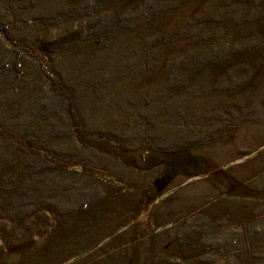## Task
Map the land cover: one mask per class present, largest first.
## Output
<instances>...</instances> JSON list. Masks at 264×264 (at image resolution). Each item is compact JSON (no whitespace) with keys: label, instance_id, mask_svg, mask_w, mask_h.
<instances>
[{"label":"rangeland","instance_id":"rangeland-1","mask_svg":"<svg viewBox=\"0 0 264 264\" xmlns=\"http://www.w3.org/2000/svg\"><path fill=\"white\" fill-rule=\"evenodd\" d=\"M0 99V168L17 174L20 140L54 168L0 218V264H227L264 225V0H0ZM101 132L144 147L106 153ZM262 233L236 264H264Z\"/></svg>","mask_w":264,"mask_h":264},{"label":"trees","instance_id":"trees-1","mask_svg":"<svg viewBox=\"0 0 264 264\" xmlns=\"http://www.w3.org/2000/svg\"><path fill=\"white\" fill-rule=\"evenodd\" d=\"M160 4L162 5L161 7H163V9H166L169 7L168 3L161 2ZM134 23L133 24L129 23L127 25H121V27L130 29V30H135L136 27L140 26V23L138 21H136L135 25H138V26H135ZM85 33L87 35H90L89 31H85ZM74 35H76V36H73V37L75 39H78L77 34H74ZM72 41H73V39H72ZM86 45H89V44H86ZM135 51H137V49H135ZM134 56L135 55L132 54V58ZM136 60H139V59H136ZM139 61H143L144 63H147L146 64V66L148 67L147 70L150 71L152 69L153 60L151 62H148L147 60L140 59ZM130 62L131 61H128V60L124 61L120 57V65H118V64L117 65L114 64V65L116 66L118 71L123 75L126 72H128L129 70L135 69L134 64H132ZM141 64H143V63H141ZM138 65H139V62H138ZM183 76L184 77H182L181 72L180 73H178V72L177 73H169L167 78H166V81L159 84L161 90H162V88H164V91H165L164 93H166V92L170 93L172 91L174 92L175 90L180 91L181 89L184 88V86L189 85L190 80H191V78H190L191 75L189 77V76H186L185 74H183ZM222 76L223 75L217 74V77H219V78ZM175 77L177 78V81H176ZM100 84L107 86L106 80L101 81ZM170 100H171V98L166 99V98H164L162 92H158V96H157V98H155V104L156 105H153L154 104V102H153L152 105L150 106V110L152 112L156 113L157 111H159L161 113V115H160L161 121H169L170 120L171 112L168 110L167 105L165 106V104L169 103V102L172 105L173 101L172 100L170 101ZM145 102H148V101L146 100ZM0 103L2 104V99H0ZM178 103H179V101H178ZM74 104H75V102L73 99L72 104L70 102L67 103V107L65 109H68L70 107V105H72V107H73ZM171 109H172V107H171ZM73 116H74V114H73V112L71 113V111L66 113L67 119H70V118L72 119ZM74 119H76V115H75ZM133 130L134 129L131 130V134L133 136H137L138 134L142 136L141 131L138 132V130H136L133 132ZM1 131L3 132L2 135L4 136V139L12 140L13 133H11V131H8L7 128H0V133H1ZM105 133H109V132H101V133L96 134V136L97 135L99 136L100 140L94 141L93 145H95L98 149H100L101 151H104L106 153L113 151L112 148H114V150L116 151L117 154H120L121 151L123 153L124 152L129 153L131 150H137L139 147L140 148L144 147V146H139V145H142L143 143H138L136 148L133 146H130L129 142H131V140L128 137H123V136L120 137V144H118V147H115L114 142H112L111 140H109L106 137H103V135ZM75 137L78 140L80 139V136L78 134ZM76 138L73 137V139H76ZM81 142H83V141H81ZM16 144L18 145V148H17L18 152L16 151L17 152L16 155L20 154V155H18V156H20V158H19L20 167L16 170L17 174L14 173V169H13V168H17V167H15L16 165H10L6 168H0V180H1L0 213L2 212L4 214V215L0 214V218H2V219L6 218L7 215L9 216V218L17 217L14 215L16 213L13 212V210L15 209V210L19 211L20 208L17 204V201H19L21 198L25 197L24 194L25 193L28 194L29 191L32 189L30 186H28V184L31 181H33L32 179H36V182L38 184H40L43 175H46L48 172H50V170L54 169V168H52V169L47 168L46 165L43 168L41 166L34 165V163L29 159V156H32V155H28V154H29V152H32V153H33V151L35 152V150H32V148L30 146L28 147V149H29L28 150L27 149L28 145H24L23 140H20L18 143L16 142ZM148 148H150V147H148ZM148 148H146V149H148ZM63 151L64 152L61 151L59 154H57V156H59V157L56 156L55 158H53V157L48 155V156H45L44 158L47 159L49 162H51L53 167H59V168L64 167V165H63L64 163H61L60 160H64L63 155L64 154L69 155V151H68V149L66 151L65 150H63ZM10 154H12V153H10ZM6 159H8V157H6ZM12 164H13V162H12ZM64 169H65L64 172L67 173L68 175H75L77 173V172H72V170L71 171L67 170L66 168H64ZM90 178L91 177L87 176V179H90ZM104 186L107 187L105 184H104ZM99 197L100 196L95 197L94 200L98 199ZM6 198H9V201L5 200ZM16 199H17V201H16ZM2 201L5 202V205L2 204ZM30 201H32V200H30ZM19 202H21V201H19ZM8 206H9V208H8ZM10 206L13 207V209ZM43 206H45V205L37 206L38 208L35 207L34 210L33 209L30 210L28 215L29 216L34 215L36 213V211H39L40 209L44 208ZM47 206H50V205H47ZM93 207L95 208V205ZM50 211L54 212V210H50ZM18 215H20V214L18 213ZM258 220L260 221L261 219H258ZM261 221H264V220H261ZM263 224H264V222H263ZM262 230L264 231V225L260 229L255 228V226H252V227L250 226V230H249L250 233L247 232V234L241 233L242 234L241 235V234H239V232L236 233L237 235L234 236L233 239L229 242L230 244H234L233 246L236 248V251L233 254L231 253V255H232L231 260L227 264H236L240 259V254H238V253H239L240 249L243 247V243L248 242V244H249V242H250V244H251L252 242H255L256 238L260 237L259 235L263 234ZM259 231L261 233L257 234ZM236 257H239V259L236 260ZM260 259L261 258L258 255H256L254 260H255V262L259 263Z\"/></svg>","mask_w":264,"mask_h":264}]
</instances>
